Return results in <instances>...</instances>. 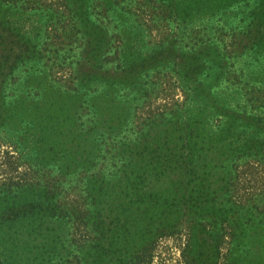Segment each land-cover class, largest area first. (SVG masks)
Here are the masks:
<instances>
[{
	"label": "rangeland",
	"instance_id": "rangeland-1",
	"mask_svg": "<svg viewBox=\"0 0 264 264\" xmlns=\"http://www.w3.org/2000/svg\"><path fill=\"white\" fill-rule=\"evenodd\" d=\"M81 1L88 27L46 34L43 16L0 1L41 52L21 65L19 30L0 27V189L27 175L68 210L49 223L62 254L19 242L16 264H136L134 246L84 243L83 217L91 238L104 221L109 242H152L141 264H264V46L245 0ZM215 49L238 83L215 87ZM250 204L261 214L247 224Z\"/></svg>",
	"mask_w": 264,
	"mask_h": 264
},
{
	"label": "trees",
	"instance_id": "trees-1",
	"mask_svg": "<svg viewBox=\"0 0 264 264\" xmlns=\"http://www.w3.org/2000/svg\"><path fill=\"white\" fill-rule=\"evenodd\" d=\"M2 1V0H0ZM11 2V8L15 9L16 13L12 12L11 14L15 16H26L24 13L31 12L38 14L39 16H43L46 19L45 26V34L46 31L52 27V30L57 32L58 28H61L67 32L68 29L71 31L75 30L77 27H88L92 22L91 16L93 12L90 13L87 8H85V2L81 0H7ZM52 1V2H48ZM111 0H104L106 4H108ZM117 1V0H112ZM71 4L72 9H68V5ZM62 7L60 9L59 6ZM246 6V16L248 18V26L250 27L249 32H253L252 39H249L250 42H253L257 45L264 46V0H245L243 7ZM22 10V12L20 11ZM0 11H3L2 8ZM7 12V11H5ZM110 21L107 12L101 13L100 15H95L96 20L94 24V29H100V25L102 22V16ZM244 18V22H245ZM98 22V23H97ZM5 25L7 31L11 32L14 30H19L20 32V52L17 54L15 60H19L21 65L25 64L30 59L38 60L40 58L41 52H36V44L32 42V38L30 36H26L24 24H20L18 21L8 18L5 14H0V27ZM7 25V26H6ZM15 26V27H14ZM20 26V27H19ZM19 27V28H18ZM6 28H3L5 30ZM13 28V29H12ZM40 26H36L32 32L34 34H40L41 30H39ZM0 30V37L1 31ZM35 36V35H34ZM1 39V38H0ZM103 40L104 36L98 35V47L96 45V49L101 50L103 48ZM110 46H106L105 48L110 49ZM215 49V54L213 56V71H212V82L215 83V87H219L218 85L224 84V82L231 81L236 84L238 83V79L236 76H232L231 67L233 64H229L227 67V63L225 61V54L217 53ZM204 64H200L197 68L202 70V66ZM201 74L202 71H199ZM242 113L239 114V118H244V114H247L246 106H242ZM258 122L261 123V118H257ZM246 120H252V116L248 115ZM202 133L198 132L197 139H201ZM208 139H202L200 144V148L204 150V144ZM200 141V140H199ZM195 143V147H196ZM192 148L189 147V150ZM200 155V154H199ZM206 159V158H205ZM190 165L194 166V160L189 162ZM195 169V166L194 168ZM193 173H196L195 170H192ZM224 179V178H223ZM193 179V181H196ZM204 180L201 181V184ZM232 182V179L229 180V183ZM212 183L209 184L211 186ZM232 185V184H230ZM1 186L3 188L0 189V264H16L13 259L14 255L17 254V246L19 242H22L23 250H30L32 252L37 250L42 254L46 253H55L61 255L62 252L56 248L57 244L54 241L59 238V236H55L54 231H52L49 223H52V220L57 216L61 218L62 215H67L68 210H61L59 214H56V210L52 207V200L55 197V193L52 191V186H47L42 192H38L37 189L34 188L33 184L30 182L29 176H11L3 180ZM216 193V190L214 191ZM232 195V192L230 193ZM215 198V197H214ZM206 199H204L205 201ZM248 211H245L248 214L247 218H245V223H249L256 216L259 217L261 214L260 211L255 212V208H257L256 204H250ZM263 211V210H262ZM264 212V211H263ZM262 212V213H263ZM65 218V217H63ZM86 224L88 221H85V218L80 219V223L75 224L78 228L77 235L82 240L84 239V243L87 240L92 241V248L103 247L108 243V248H113L117 246V248L122 249L128 248L129 246H134L135 252L132 256V260L136 261V264H141L143 255L147 253V249L151 247L153 244L145 243L137 246L129 241L127 236L124 240H121L120 237H115L113 234L111 236V241L109 242L106 239V233L110 230V226L108 228L105 227L104 221H98L93 224L92 232H95L96 236L91 238L88 236V230L86 229ZM81 228V229H80ZM107 229V230H106ZM83 231H87V234L83 236L81 233ZM233 235V234H232ZM236 236V235H235ZM26 238H29L30 241H27ZM53 238V240H52ZM86 240V241H85ZM33 241V242H32ZM40 241V242H38ZM122 242V244H121ZM98 243V245H96ZM122 245V246H121ZM82 244H79V247H82ZM40 250V251H39ZM62 250H65L63 248ZM128 252V251H127ZM126 252V253H127ZM44 261V260H42ZM69 262V260H68ZM124 258L119 259V263L123 264ZM149 261L146 263L148 264ZM80 264V262H77Z\"/></svg>",
	"mask_w": 264,
	"mask_h": 264
}]
</instances>
